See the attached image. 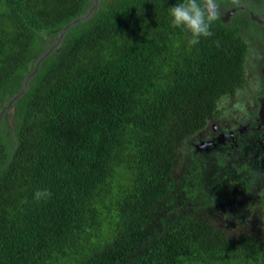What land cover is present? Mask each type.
<instances>
[{
  "label": "trees",
  "instance_id": "1",
  "mask_svg": "<svg viewBox=\"0 0 264 264\" xmlns=\"http://www.w3.org/2000/svg\"><path fill=\"white\" fill-rule=\"evenodd\" d=\"M180 2L97 0L24 88L94 0H0V264H264V224L220 205L261 170L196 148L208 122L255 114L264 25L218 0L236 10L191 45Z\"/></svg>",
  "mask_w": 264,
  "mask_h": 264
},
{
  "label": "flooded vegetation",
  "instance_id": "2",
  "mask_svg": "<svg viewBox=\"0 0 264 264\" xmlns=\"http://www.w3.org/2000/svg\"><path fill=\"white\" fill-rule=\"evenodd\" d=\"M243 7L250 11L252 19H254L252 15H256L259 18L264 19V8L262 10L260 8L258 9L256 3L254 6L244 3ZM224 16L225 14H223L221 17L223 18ZM256 21L264 25V23H261L258 20ZM263 97L264 93L255 96L257 108L255 110V114H253L252 117L248 114L245 116V121H240L242 113L239 116H233V118L237 119L238 125H232V123L228 120L229 118L224 120H216L215 122L226 121L227 123L219 124L218 129L216 128L215 124H213V130L211 131H209L207 128V133H203L204 137L199 140V144H196L197 149L205 151H210L211 149H233L244 159L249 161L251 166H253V170L256 169L257 172L261 170L262 176L258 177L255 181L249 180V176L247 178H238L235 175L229 176V179L233 181L232 189L236 191L238 195L231 196L224 202L221 201L220 205L224 207L240 209L247 204V200L252 196L258 199L261 198V196L257 194L261 192V188L264 185V112H259V101ZM237 109H233L232 111L235 112ZM242 110L250 112L246 107ZM242 110L236 111L235 115L239 114V111L242 112ZM243 173H245V171H243ZM263 192L264 191L261 193Z\"/></svg>",
  "mask_w": 264,
  "mask_h": 264
},
{
  "label": "clouds",
  "instance_id": "3",
  "mask_svg": "<svg viewBox=\"0 0 264 264\" xmlns=\"http://www.w3.org/2000/svg\"><path fill=\"white\" fill-rule=\"evenodd\" d=\"M255 2H258V5L256 6L260 5L259 0H255L254 3ZM245 3L250 5L249 0H245ZM232 9H234V11L236 10L235 7H232L228 10L225 9L223 11H220L218 0H181L180 3L169 7V16L171 18L170 23L173 27L181 28L187 33H190L191 38L189 40V43L191 45H196L199 43L201 37H210L212 35V23L215 20L219 19L220 15L222 16L223 14H226V12H230V10ZM248 12L250 14V11ZM252 16L255 19L256 15ZM8 105L9 104H6L5 106L7 107ZM11 109L10 111H13V109ZM51 195L52 193L47 189H38L34 193V199L40 200L42 198H49Z\"/></svg>",
  "mask_w": 264,
  "mask_h": 264
},
{
  "label": "water",
  "instance_id": "4",
  "mask_svg": "<svg viewBox=\"0 0 264 264\" xmlns=\"http://www.w3.org/2000/svg\"><path fill=\"white\" fill-rule=\"evenodd\" d=\"M96 4H97V0H94V3H93V5L90 7V9L88 10L87 14H85L83 17L75 18V19L71 20L69 23L65 24V25L62 27V29L60 30V32H59V34H58V36H57L56 41L50 46V48H49L45 53H43V54L38 58V60H37V61L35 62V64H34V68H33V70H32V71L28 74V76L25 78V80H24V88L26 87V83H27V79H28V77L31 76V75L36 71L39 62H40V61H41V60H42V59H43V58L49 53V51L59 43V41L61 40V38H62L63 34L65 33V31L67 30V28H68L69 26L75 24L79 19L87 17V15L90 14L92 8H93ZM232 12H234V9L230 10V12H226V14H225V16L222 18V20L227 19L228 15L231 14ZM255 19H257V20L260 21V22H264V19H260V18H258L257 16L255 17ZM260 73H261V75H262V77H263V79H264V61H263V64H262V66H261V68H260ZM20 93H21V92H20ZM20 93L17 94V95H15V96L10 100L9 104H10L13 100H15V98H16L18 95H20ZM259 103H260V106H259V112L262 113V112H264V97L259 101ZM5 107H6V106H5ZM5 107H3V108L1 109V112L3 111V109H4ZM11 110H12V109H11Z\"/></svg>",
  "mask_w": 264,
  "mask_h": 264
},
{
  "label": "rangeland",
  "instance_id": "5",
  "mask_svg": "<svg viewBox=\"0 0 264 264\" xmlns=\"http://www.w3.org/2000/svg\"><path fill=\"white\" fill-rule=\"evenodd\" d=\"M254 1L255 0H249V2H250V5H254L255 3H256V5H258V2H255L254 3ZM249 5V4H248ZM241 114V111H239V114H237L238 116ZM234 116H235V113H234ZM231 123H232V125H234V124H237L238 125V121H237V119H235V118H229L228 119ZM225 123H227L226 121H221V122H215V121H210V122H208V124H207V127L206 128H208V130L209 131H211V130H213V124H215V126H216V128L218 129V126H219V124H225ZM244 124V123H243ZM199 144V141L198 140H196V144ZM257 195H260V196H264V192L263 193H259V194H257ZM249 198V197H248ZM258 200V198H256V201ZM258 211H259V208L258 207H256L255 206V204L250 200V199H248L247 200V206L245 207V216H248L249 218H251L252 220H254L255 219V221H256V223H258V224H260V225H262V224H264V218H262V219H257L256 220V217L254 218V216L255 215H257V213H258ZM222 220L224 221V222H228V223H230V222H232V221H230L229 219H228V216H223L222 217ZM239 229V226H237L235 229H234V231H237Z\"/></svg>",
  "mask_w": 264,
  "mask_h": 264
}]
</instances>
